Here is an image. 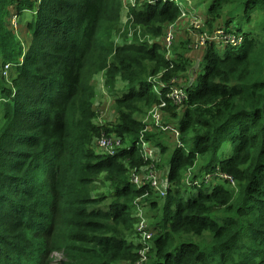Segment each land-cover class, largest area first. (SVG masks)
<instances>
[{
  "label": "trees",
  "instance_id": "16d2710c",
  "mask_svg": "<svg viewBox=\"0 0 264 264\" xmlns=\"http://www.w3.org/2000/svg\"><path fill=\"white\" fill-rule=\"evenodd\" d=\"M121 10L122 0H0V264H134L142 248L134 240L137 206L149 203L155 237L145 264H264V0L207 5L209 35L231 29L237 14L243 41L207 44L204 72L185 85L180 114L167 96L190 60L170 68L159 44L117 42L111 31ZM25 12L33 13L28 49L11 27L12 16ZM129 13L160 35L182 9L158 0ZM162 71L167 88L154 81ZM98 72L119 115L104 133L131 138L114 156L92 149L102 131L89 82ZM119 78L125 90L117 95ZM163 101L179 118L182 145L173 149L157 201L161 194L136 187L131 173L152 163L138 145L142 134L161 154L169 149L137 117ZM226 142L231 154L218 159ZM219 173L238 188H227Z\"/></svg>",
  "mask_w": 264,
  "mask_h": 264
},
{
  "label": "rangeland",
  "instance_id": "374dc122",
  "mask_svg": "<svg viewBox=\"0 0 264 264\" xmlns=\"http://www.w3.org/2000/svg\"><path fill=\"white\" fill-rule=\"evenodd\" d=\"M211 0H186L184 1L183 8L186 11L184 15L180 19H178L176 22H173L172 24H166L163 27L162 34L158 35V33H152L148 31L146 32L140 25L134 24V19L129 20V9L132 8L128 5V3L133 2L136 4L135 7L141 6V3H144L145 0H122V10H121V20L116 28H114L111 31L112 37L117 42H122L125 40H128L131 42L134 38H140L141 40H145L148 42L149 46H152L154 44H159L164 54L171 62L170 68H173L175 66V63H178L180 66L183 65V63L188 58L190 60L189 62V71L187 72H181L179 71L177 73V77L172 79L173 85L175 87L184 88L185 85L188 83L189 80H194L195 83L198 82V76H200L204 72L203 64L198 67L197 70V76L193 74L195 72L192 70L193 67L196 66V64H200V62L203 59V56L205 54V50L207 49V45L204 44L206 42L205 37L206 34H209L208 30L206 29V18H207V5L210 3ZM187 9V10H186ZM230 7H227L225 10V14L222 15L221 20H224L225 17H227L228 10ZM29 18L23 17L17 19V28H14V26L11 24V27L16 32L17 30V36L21 39L23 42V46L25 49L29 48V44L31 42V34L29 33V30L27 29V20ZM238 19L239 16L236 14L233 17V25L230 27L231 31H235L236 27L238 25ZM258 19L257 16L253 15V21ZM222 21H220L221 23ZM219 24V23H218ZM218 26V25H216ZM173 27V34L174 39L171 44V46L167 49L166 47V33L167 31ZM218 30V28H215ZM229 30V29H228ZM229 30V31H230ZM215 31V30H214ZM219 32V31H218ZM217 32V33H218ZM218 44L220 49H223V44L218 41L216 42ZM232 47H235L233 45H230ZM225 48V47H224ZM165 71H162L158 76H156V80L159 82L161 81V75L164 74ZM11 73V69L9 71V77ZM103 72L94 73L92 77L90 76L89 82L90 84L95 88V97L93 100L94 108L96 111V117L94 119V123L97 127H100L102 131L100 130V134L95 136L93 147L92 149L96 153H101L100 149L98 148V141L103 136H113L118 134L115 133H104V129H113L116 124L119 122V115L116 109V105L114 102L115 94L109 93L105 88V79L103 76ZM192 76V77H190ZM196 77V78H195ZM125 90L124 82L119 78L117 81V95L121 94ZM184 109V105L179 107L178 114L182 113ZM151 109L149 111H146L142 114H137V117L140 121H142L146 125V130L148 132L154 133L156 136H158L159 140L162 141L163 144H167L169 147L168 151H166L164 154H161L159 147L155 146L154 143L151 141L150 144L152 146L153 150V160L152 164L154 165L153 169H150L149 166L142 167L139 169V171L142 173L140 176L143 177L144 181H146L147 174L153 172L157 174L161 180H164L163 177L167 174V170L169 168V162L171 158V154L173 152V149L175 146H181L177 140L170 134L166 133L164 131L159 130L158 127H156L153 123L152 117H151ZM163 119L166 123L171 124H177L179 122V118L174 117L172 115V112L165 108L162 111ZM131 138L125 137L124 143L126 147L130 145ZM231 147L228 142L224 143L222 148L219 150L217 158L218 159H224L228 157L231 154ZM127 163V162H126ZM203 163H205L204 160H200L199 163H197V166L194 169H190L187 171L186 175V181H190L192 175L189 173L193 172L195 169H199L201 166H203ZM128 164V163H127ZM207 179L209 181H212L213 183L218 182L219 180L212 179L211 176H207ZM167 183V181H164ZM227 188H230L231 191H235L238 188L237 182L235 180V183L226 182L225 183ZM155 196H157L155 194ZM164 196L161 198H156L157 201L163 199ZM154 198V197H153ZM150 204V203H149ZM149 204L146 209H144V217L147 220V224L149 228L153 229V226L151 224L154 223L153 221V215L156 212L154 209L149 207ZM151 219V221H150ZM138 224V223H137ZM136 224V225H137ZM192 241L199 243V241L202 239V236H194L191 238ZM53 256H56L57 259H61V254H54Z\"/></svg>",
  "mask_w": 264,
  "mask_h": 264
},
{
  "label": "built area",
  "instance_id": "2783aa9c",
  "mask_svg": "<svg viewBox=\"0 0 264 264\" xmlns=\"http://www.w3.org/2000/svg\"><path fill=\"white\" fill-rule=\"evenodd\" d=\"M157 1L158 0H145V2L153 3V4L156 3ZM162 1L165 3L166 2L176 3L178 6L181 7L182 14L179 17V19L182 17V15H184L186 13V11L184 10L183 5H182L184 3V1H186V0H162ZM142 4L143 3H141V5ZM128 5L132 8H134L136 6V4L133 2L128 3ZM18 18L19 17L16 14H14L11 18V24L14 26V28H17V19ZM171 24L173 25V23H171ZM229 30L223 28V29L216 30V32L213 35L206 34V37L204 39V40H206V42L204 44L207 45L210 42L216 43V42L220 41L223 45H229V46L233 45L235 47L240 45L243 41V35L236 33L234 31H231V30L229 31ZM16 33H17V30H16ZM173 39H174V34H173V27H172L166 33V47H167V49L171 46ZM10 69H11V66L9 64L6 65L4 68L3 74L8 75ZM154 81L158 82V84L161 85L162 87H165V88L169 87L168 84H164L163 82H159L157 80H154ZM167 98L172 100L173 103L175 105H177L178 107L183 106V104L187 100V93H186L185 87L179 88V87H175L174 85H172L171 91L168 94ZM167 106H168L167 102L163 101L161 104L156 105L155 107H153L151 109L150 112H151L152 120L154 122L153 124L156 127H158L159 130L164 131L166 133H170L177 140V142L180 145H182V142L180 140L181 131H180L178 125L166 123L163 119L162 111L165 108H167ZM145 131H147V130L145 129ZM97 145L101 151V153H99V154H102V155L114 156V155L118 154V152L121 149L126 148V145L124 143V139L121 136H116V135L101 137L99 139ZM138 145H140L142 147V152L144 154L145 159L152 161L153 160L152 158L154 156V154H153L154 152L152 150V146H151L150 142L145 140L144 134H142L141 138L139 139ZM149 168L153 169L154 165L151 163L149 165ZM140 174H142V173L139 171L138 168H134L132 170L131 181L136 187L141 188L144 186H151L153 189L157 190L158 193L161 194V196H165L166 192L164 191V189L168 186V184L166 182H164L163 180H161V178L157 174H155L153 172L147 174L146 181H144L143 177L140 176ZM219 174H220V177L227 179L229 182H231L233 184L235 183L232 176L225 174V173H219ZM137 215L139 217V221H138V224L136 225V233H135V239L134 240H135V243H138V244L140 243L142 248L139 251L140 259L137 262H135L134 264H145L148 261L147 254L153 248V239L155 237V232L153 231L152 228H149V226L147 224V220L144 217V208L142 206H137Z\"/></svg>",
  "mask_w": 264,
  "mask_h": 264
},
{
  "label": "crops",
  "instance_id": "0c3cea01",
  "mask_svg": "<svg viewBox=\"0 0 264 264\" xmlns=\"http://www.w3.org/2000/svg\"><path fill=\"white\" fill-rule=\"evenodd\" d=\"M14 12H15V10L13 11V13H14ZM31 14H33V13H31V12H25L24 15L22 16V18H23V17H24V18H25V17L30 18V17L32 16ZM33 16H34V15H33ZM18 17L21 19L20 16H18ZM198 67H199V66H198ZM198 67L195 66V70H197ZM193 74H194V73H193ZM190 77H192V76H190Z\"/></svg>",
  "mask_w": 264,
  "mask_h": 264
},
{
  "label": "water",
  "instance_id": "95a60500",
  "mask_svg": "<svg viewBox=\"0 0 264 264\" xmlns=\"http://www.w3.org/2000/svg\"><path fill=\"white\" fill-rule=\"evenodd\" d=\"M199 66V64H196V67H198Z\"/></svg>",
  "mask_w": 264,
  "mask_h": 264
},
{
  "label": "bare ground",
  "instance_id": "6f19581e",
  "mask_svg": "<svg viewBox=\"0 0 264 264\" xmlns=\"http://www.w3.org/2000/svg\"><path fill=\"white\" fill-rule=\"evenodd\" d=\"M161 95H162V93H161Z\"/></svg>",
  "mask_w": 264,
  "mask_h": 264
}]
</instances>
